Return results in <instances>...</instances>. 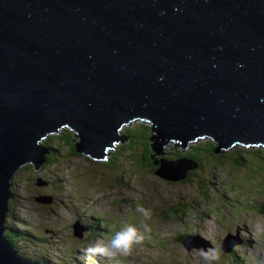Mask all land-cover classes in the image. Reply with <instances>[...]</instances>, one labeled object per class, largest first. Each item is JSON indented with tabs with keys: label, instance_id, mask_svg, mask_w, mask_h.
<instances>
[{
	"label": "water",
	"instance_id": "95a60500",
	"mask_svg": "<svg viewBox=\"0 0 264 264\" xmlns=\"http://www.w3.org/2000/svg\"><path fill=\"white\" fill-rule=\"evenodd\" d=\"M138 119L156 154L202 137L264 146V0H0V264H40L4 230L12 178L42 167L44 139L67 127L78 153L106 159ZM180 160L182 174L154 173L180 180L196 166ZM231 234L224 252L241 241Z\"/></svg>",
	"mask_w": 264,
	"mask_h": 264
},
{
	"label": "rangeland",
	"instance_id": "374dc122",
	"mask_svg": "<svg viewBox=\"0 0 264 264\" xmlns=\"http://www.w3.org/2000/svg\"><path fill=\"white\" fill-rule=\"evenodd\" d=\"M136 123H123L120 128L125 130ZM120 141H115L112 148H116ZM48 142L52 144L53 139L49 138ZM177 148L169 141L160 153H155L161 166L158 168L157 165L156 170L162 168L171 176L184 172L186 161L176 162L177 158L170 157ZM54 155L57 157L55 163H45L39 170L18 171L13 186L16 196L11 208L22 221L10 218L9 212L5 222L51 240L50 258L58 264H66L65 259L77 250L83 259L84 248L110 237L112 228L115 232L125 222L140 227L143 218L135 211L137 205L152 210L151 220L145 222L150 229L145 233V240L128 254H116L103 264H203L198 250L211 248L219 250V264H264V159L258 161V165L248 161L244 170L236 167L199 168L186 182L163 179L150 168L136 170V165H130L126 167L127 172L123 168L117 181L120 168L117 173L113 169V172L105 173L103 166L98 164L104 159L96 160L83 153L68 155L67 147L62 148L60 155L58 152ZM89 158L91 161L87 160ZM164 159L166 163L162 162ZM240 170L247 175L248 185L253 183V188L241 186L246 179ZM39 178L44 179L40 185L37 184ZM215 180L229 183L232 188L217 187ZM45 196H50L51 202L36 200ZM188 204L189 208H184ZM92 213L113 224L106 227L107 233L90 237L80 245L72 234L71 224L78 216L84 219ZM227 231L232 233L229 242L235 240L234 236L242 239L231 252L218 248ZM185 233L200 246L190 250L184 247L180 235L185 236ZM83 261L100 264L95 257Z\"/></svg>",
	"mask_w": 264,
	"mask_h": 264
},
{
	"label": "trees",
	"instance_id": "16d2710c",
	"mask_svg": "<svg viewBox=\"0 0 264 264\" xmlns=\"http://www.w3.org/2000/svg\"><path fill=\"white\" fill-rule=\"evenodd\" d=\"M154 132H156V130L153 126H151L150 122L138 119L136 124L127 126L125 130L121 129L123 140L119 142L120 144L116 148L108 150L106 159H104L102 163L98 164L103 166L105 173H111L113 170L117 173L120 168L121 171L117 181L120 178L121 172L124 171L123 168H125L124 172H127L126 167L130 165H136V170H139V168H150V171L154 173V170L157 167V164L154 163V161H156V157L158 158V156L155 157V152L152 147L153 140L151 137ZM49 138L53 139L52 144H49ZM73 138L75 140H73ZM76 141L74 132L67 127L65 129H61L59 133L50 135L44 139L43 144L49 149V153L45 155L46 159L44 163H55L57 157H55L54 153L58 152L60 155L63 147H67L68 155L78 156L79 153L77 152L75 146V143H77ZM171 142L173 143L174 140ZM170 155L171 158L185 157L195 161L196 166L193 169H189L185 177L180 179L181 181L186 182L189 180L191 173L199 168L209 170V168L236 167V169L239 168L244 170L248 161H250L249 163L257 164L258 161L264 159V146L239 144L237 147L234 146L227 149L222 148L221 150L217 141L209 137H202L194 140L193 142H189L186 147H178L176 152L172 151ZM121 157L123 159H121ZM87 160L91 161L90 158ZM122 160L123 162L120 163ZM27 168L33 169L30 164L23 165L14 174L11 181V196L8 203V213L11 212L10 218L20 222L22 220L17 217V214L12 212L11 208L12 199L16 196L13 186L15 184L14 180L18 171ZM242 170H240L239 173H243L246 183L241 186H248L249 189L253 188V183L248 185V177L244 172H242ZM40 181L44 182V179H41ZM215 186L224 189H228V187L230 189L232 188L231 184L216 180ZM233 188L238 189L237 186H233ZM189 204L184 205V208H187V206L189 208ZM78 218L81 222L85 221L82 223L89 226L91 229V236H97L104 233L102 231L106 230L105 228L108 226V223H106L104 219H101L99 215L94 213L84 219L80 218V216H78ZM88 219L90 220V223L88 222ZM5 225V237L8 238L10 243L13 244L23 256L34 259L42 264H58V261L50 258L49 249L51 247V240L44 236H40L39 233L35 231L31 232L27 229L17 227L7 222H5ZM80 254L81 253H79L78 250L74 255L70 254L68 258L65 259L67 262L66 264H87L83 261L84 259H80Z\"/></svg>",
	"mask_w": 264,
	"mask_h": 264
},
{
	"label": "clouds",
	"instance_id": "9594fccd",
	"mask_svg": "<svg viewBox=\"0 0 264 264\" xmlns=\"http://www.w3.org/2000/svg\"><path fill=\"white\" fill-rule=\"evenodd\" d=\"M160 14L163 15L164 14L163 11H161ZM176 147H181V146L176 145ZM135 211L137 214H139L143 218L140 227H137L134 224L125 222L124 226L120 227V229L116 230L115 232H114V228H112L113 233L110 237L106 239L97 240L95 241V243H92L88 247L83 249L82 251L83 259L91 260L93 257H95L99 260L100 264H103L105 260H111L114 257V255L128 254L134 246L142 244L143 241L145 240V233L150 231L148 224L145 222L151 220L152 210L149 208H145L142 205H137ZM15 221L20 222L17 220ZM74 221H76V219L73 220V222ZM72 224H71V229L73 231ZM111 224H113V222H109L107 227H111ZM141 228L143 229V231H141ZM102 232L107 233L108 229ZM198 255L200 256L203 264H219L220 258H221L220 252L217 248H211L207 250L200 249L198 250Z\"/></svg>",
	"mask_w": 264,
	"mask_h": 264
},
{
	"label": "bare ground",
	"instance_id": "6f19581e",
	"mask_svg": "<svg viewBox=\"0 0 264 264\" xmlns=\"http://www.w3.org/2000/svg\"><path fill=\"white\" fill-rule=\"evenodd\" d=\"M88 222L90 223V220H88ZM92 224V223H91ZM234 240V239H233ZM30 257V256H29ZM46 264V263H45Z\"/></svg>",
	"mask_w": 264,
	"mask_h": 264
}]
</instances>
